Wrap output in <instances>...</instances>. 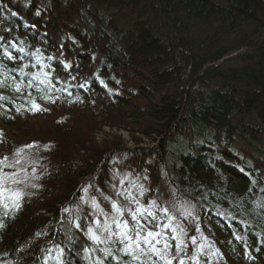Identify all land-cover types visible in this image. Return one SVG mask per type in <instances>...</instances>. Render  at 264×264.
<instances>
[{
  "label": "trees",
  "instance_id": "obj_1",
  "mask_svg": "<svg viewBox=\"0 0 264 264\" xmlns=\"http://www.w3.org/2000/svg\"><path fill=\"white\" fill-rule=\"evenodd\" d=\"M140 18L149 25L143 34ZM95 28L93 43L84 45L82 37ZM15 45L27 70L11 77L12 90L19 85L20 92L0 94L6 98L0 100V160L13 165L0 169L10 190L4 194L7 214L0 206L2 264H40V244L87 241L82 227L96 228L93 205L114 214L111 204L121 207L135 197L134 209L145 214L152 200L142 185L160 167L169 170L170 181L181 180L178 188L187 187V205L206 192L226 198L220 206L230 208L236 223L231 234L214 221L207 228L187 225V242L179 244L187 258L172 264H264V248L256 251L241 228L256 220L264 232V0H0V58ZM101 52L107 71H94ZM72 74L90 76L98 90H77V79L70 86ZM32 102L43 110L34 111ZM30 114L52 120L51 151L9 143L3 126L31 125ZM79 114L84 118L76 122ZM78 124L85 132L125 124L131 136L141 137L132 146L141 140L154 150L135 152L142 160L130 170L111 154L132 147L112 137L85 156L79 145L89 143L91 133L83 136ZM34 168L38 174H30ZM16 188L29 192L22 193L28 201L19 199L13 208ZM70 201L59 219L60 206ZM81 201L89 205L79 208ZM150 211L169 220L170 229L186 228L161 205ZM203 215L209 220L207 211ZM141 223L164 227L162 220ZM141 259L166 264L164 257Z\"/></svg>",
  "mask_w": 264,
  "mask_h": 264
},
{
  "label": "bare ground",
  "instance_id": "obj_2",
  "mask_svg": "<svg viewBox=\"0 0 264 264\" xmlns=\"http://www.w3.org/2000/svg\"><path fill=\"white\" fill-rule=\"evenodd\" d=\"M151 11H154L151 10ZM149 16L151 17L152 21H154L155 19H157L158 21L161 22V17L158 14H154L149 12L148 13ZM148 24H146V18H140L139 19V31L143 34L145 33V31L148 29ZM99 28V32L103 33V34H107L108 36L111 35V32H109L107 29L105 28ZM97 32L98 29H91V32L88 35H84L82 37V43L84 45H90L93 43V32ZM166 36L173 38V34H171L169 32L168 29L165 28V26H163V30H162ZM110 34V35H109ZM106 35V36H107ZM175 37V36H174ZM140 38L144 39L143 35H140ZM17 47V45L13 46L11 49H4L5 51H9L11 52L13 59L9 60L3 55L0 58V81L3 82V87H0V94H4L7 95L9 94L8 92H15L18 93L15 90H12V86H11V81L13 76L15 77H19L23 74V72H25L27 70V68H24V65L20 59V53L15 51V48ZM2 51V52H5ZM103 56L104 54L101 52L100 54V58L97 62V64L95 65V69L94 71H97L99 69L105 70L107 71V69L105 68H101V64L103 62ZM26 73V72H25ZM31 73V72H30ZM39 73L37 72H32L31 75L33 78L38 79ZM4 75L6 76V78L4 77ZM73 78H71L70 82V86L72 84V82L74 80L77 79V90H81V91H88V90H95L97 91L98 89L95 87L93 80L91 79L90 76L86 75V74H81L78 78L76 74H72L69 75ZM111 79V78H110ZM105 83H109V79H107ZM107 89V88H106ZM44 108H49V107H44ZM29 118H36V115L33 116V114L29 115ZM230 127V125H229ZM5 134V132H4ZM153 145L156 146V143H153ZM207 145V144H206ZM209 147V146H206ZM151 150H154L153 146L151 143L148 142H143V141H137V143L135 144L134 147L130 148V149H120L118 151H113L111 156L116 160V162H118V160L123 163L127 169H131L132 167H135L138 163V161H141L142 158L141 156H136L135 152H150ZM236 167H238L239 165L237 164H233ZM147 176H151L148 179V185H142V189L144 191L145 194L150 193L148 196H150L152 202L149 204V206H147L146 208H143V211L145 212V217L141 216L140 217V222H152V221H157L159 222L160 220H162V225L164 227H148L150 230L154 231V232H159L161 233V236L159 237L161 243L156 245L157 248L161 249L162 252V257L166 258V262L168 260H171L172 263L174 261L175 258H180V260H184L187 258V250L182 249L179 244L180 241L182 242H187V225L194 227V228H207V225L211 224V221H214L215 225L219 224L222 229H226L230 232V234L232 233L233 229L235 228V221L234 218L232 217L233 213L229 212L227 213V211L230 210V208L226 209V208H222V206H220V204L224 205V203H228L226 202L227 199H223L222 197H216L217 199H213L214 195L209 194V193H204V197L203 198H199L198 200L193 199L192 201H190V204L187 205V187H183V188H178L176 184V182L181 181L180 179H177V177L175 176V179L170 181V174H169V170L168 169H164V168H156L155 170L152 171L151 174L147 175ZM155 182V185L152 184V182ZM109 183H113V181H109ZM148 187V188H145ZM134 192V189H131ZM128 190V193H131L132 191ZM76 192H80V188L76 189ZM83 192L79 193V196L82 194ZM116 193H119L118 191ZM90 195L93 199H95L94 195L92 193L88 194ZM120 196V195H119ZM216 196V194H215ZM107 199V198H106ZM20 200H26L28 201L24 196L22 199V196H20ZM109 200V199H107ZM214 201V203H210V204H206L205 208L203 207V204L205 201ZM137 202V200H133L132 198L127 199L126 205L121 206L120 208L122 210H124V216L121 218L119 215H117V213L115 212L114 214L112 213H102L99 212L97 210H94L95 208H97V206H92L91 207V211H96L95 216L97 217V220L100 221V226H99V233L102 236H107L108 233L103 232V228L105 226H110L111 227V231L114 233H119L120 232V228H117L116 225L112 222V218H115L116 220H125L128 222L129 226L133 225V222L131 220V217L128 215L127 209H132L135 211V207H133L135 205V203ZM71 205V201L70 202H66L63 203L62 206H60V210L62 211L61 213H59V219L60 218H65L66 213H63L65 210H67L68 208H66L67 206ZM85 205H89L86 204L84 202L81 201L80 204H78L79 208H85L83 206ZM112 205V204H111ZM161 205L163 208L175 213L180 220H182L181 222L185 224L186 228L181 230V231H175L174 229H170L167 226V223L169 220H166L165 218H162L161 214L157 211H150L152 210V208H155L156 206ZM233 205V204H231ZM112 207V206H110ZM207 208V209H206ZM111 210V208H110ZM204 210L207 211L208 213V218L209 220L204 218ZM148 211V212H147ZM148 213H152V216H154L155 218L153 219L152 217H150L148 215ZM182 213H186L191 215L192 218H187V216H182ZM242 218H240L241 220H246L247 218H244L243 216H241ZM142 219V220H141ZM239 219V220H240ZM48 223V221H47ZM83 229H85L86 227H82ZM244 231H246L247 233L251 234L250 238L251 240L253 239L252 243L255 244L256 246V251H260V249L264 248V232L263 229L261 227H259V224H257L256 220H254L253 222H250L246 225H244L243 227ZM173 237H176V239H173ZM116 239L115 236H112L106 243L100 245L101 248H112L113 250L119 249L121 246L118 243H113L112 241H114ZM255 240V241H254ZM167 242L170 245V248H168L167 250L163 249V244L164 242ZM179 246V247H177ZM64 248L65 250V255L63 257L64 259V264H80V263H84V264H96V259L99 258H103V253H101L99 250H97V246L95 244H92L91 241L87 240V241H82L80 243H71V245H62V246H57V245H53L50 243H45V244H40V264H45V261H47V264H56V260H55V253H56V249L58 248ZM77 249H84L85 252L84 253H79L77 251ZM89 249H92L90 255H89ZM51 250V251H49ZM67 254H71V255H75V256H90L88 258L90 259H86V262H76L73 261L72 259H70ZM150 257L155 258L157 257L156 255L149 253ZM6 258H1L0 257V264L3 263V261ZM121 262L122 264H124V262L129 261L130 257L127 256H120ZM42 261V262H41ZM135 263V262H133ZM105 264H115L114 261H112L111 259H109L108 261L105 262Z\"/></svg>",
  "mask_w": 264,
  "mask_h": 264
},
{
  "label": "snow or ice",
  "instance_id": "obj_3",
  "mask_svg": "<svg viewBox=\"0 0 264 264\" xmlns=\"http://www.w3.org/2000/svg\"><path fill=\"white\" fill-rule=\"evenodd\" d=\"M4 56L9 60L13 59V56L9 51H5ZM41 83H43V81H41ZM0 87H3L2 81H0ZM15 91L17 92L21 91L19 85L15 86ZM3 99L6 98L0 96V100ZM52 102L54 103V101ZM31 107L34 111L43 110L40 108V105L36 104L35 102H32ZM16 111L17 112L21 111V108H16ZM27 147H34V145H28ZM12 166L13 165L8 163L7 157H5L3 160H0V169H2L3 167H12ZM6 191H10V190L4 187L3 181H0V206H2L5 209V214H7V211L9 209L8 204L4 203V199H5L4 194ZM20 195L21 194L19 193L14 194V199L12 200L13 208L19 207L17 201L20 199ZM117 195L120 194L117 193ZM132 199L135 200V197H133ZM93 206L95 207L96 205ZM112 209L121 218L124 216V210H122L119 205L115 203L112 204ZM127 212L133 222L132 226H129L128 222L123 219L116 220L115 218H112V222L116 225V227L121 229L119 233H114L111 231L110 226H105L103 228V232L108 233V235L102 236L98 231L100 226L99 220L95 221L96 228L86 227L84 229L86 232L87 239L91 241L92 244H95L97 246V250L103 253V258L96 259V264H105V262L108 261L109 259L114 261L115 264H122L120 259L121 255L130 257L129 261L124 262V264H133V262H135V264H145L144 260H142L141 257H147L149 253H152L157 257L162 258L161 249L156 247V245L161 243L159 239L161 233L150 230L146 224L140 222V217L143 216L144 213L140 212L138 208L135 211L132 209H127ZM148 215L153 219L155 218L154 216H152V213H148ZM2 226L3 225L0 224V227ZM76 227L80 228V225H76ZM112 236L116 237V239L112 242L118 243L121 247L116 250L107 247L101 248L100 245L106 243ZM173 239H176V237H173ZM193 243H195L194 240ZM168 248H170V245L165 241L163 244V249L167 250ZM91 251L92 249H89V255ZM64 255H65L64 248L60 247L56 249V253L54 257L56 260V264H64V259H63ZM45 264H47V261H45ZM166 264H172V261L168 260ZM180 264H184V262L180 261Z\"/></svg>",
  "mask_w": 264,
  "mask_h": 264
},
{
  "label": "rangeland",
  "instance_id": "obj_4",
  "mask_svg": "<svg viewBox=\"0 0 264 264\" xmlns=\"http://www.w3.org/2000/svg\"><path fill=\"white\" fill-rule=\"evenodd\" d=\"M74 118V117H71ZM84 118V116L77 115L76 117V122L81 121ZM84 121V120H83ZM51 122L52 120H48L45 118H29L28 122L31 125H23L21 129H18L17 123L14 125L12 124L11 126H3L5 135H7L9 143L11 144L12 142H19V143H24V142H31L30 145H34V147H40L44 151H51L54 149L53 143L47 140H52L53 138V131L51 127ZM36 123V125H34ZM19 125V124H18ZM76 128L79 130L81 128L83 136H88L89 133H91V138H87L88 142L87 144H84L83 146L79 145V149H82L80 152L81 154L87 156L86 154L91 155L92 154V149H98L102 146L103 141L105 140L106 137H112L113 140H115V143L118 145H121V147H134L132 144L135 143V140L138 138L140 139L141 137L139 136H131L125 129L126 125L121 124L118 125L116 128H111L110 126L106 125H101L92 128V130H88V132H85V128L83 125L78 124ZM81 125V126H80ZM21 127V126H20ZM75 128V127H74ZM125 128V129H124ZM91 131V132H90ZM87 134V135H85ZM115 137V138H114ZM45 139V141H44ZM42 142V143H41ZM113 142V141H110ZM67 146V145H66ZM86 149V150H85ZM90 150V151H89ZM89 151V152H88ZM24 157V156H23ZM26 162L29 163L28 158L24 157ZM38 170V168H34L30 174H38L35 173ZM23 178V179H22ZM22 181L28 182L30 180V177L24 176L22 177ZM18 190V188H16ZM19 194L22 195L24 194H29V192H20L19 190L17 191ZM20 195V196H21ZM20 201V200H18ZM17 201V203H18ZM74 257H80L79 261H83L86 258L83 256H74ZM213 258V256H211Z\"/></svg>",
  "mask_w": 264,
  "mask_h": 264
}]
</instances>
